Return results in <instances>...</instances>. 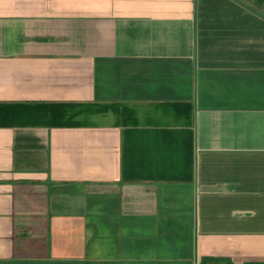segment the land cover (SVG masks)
<instances>
[{
    "label": "crops",
    "instance_id": "1",
    "mask_svg": "<svg viewBox=\"0 0 264 264\" xmlns=\"http://www.w3.org/2000/svg\"><path fill=\"white\" fill-rule=\"evenodd\" d=\"M0 264H264V0H0Z\"/></svg>",
    "mask_w": 264,
    "mask_h": 264
}]
</instances>
